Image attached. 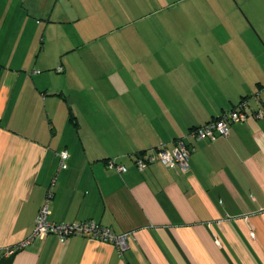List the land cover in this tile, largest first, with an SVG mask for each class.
Returning <instances> with one entry per match:
<instances>
[{"label":"crops","instance_id":"obj_1","mask_svg":"<svg viewBox=\"0 0 264 264\" xmlns=\"http://www.w3.org/2000/svg\"><path fill=\"white\" fill-rule=\"evenodd\" d=\"M241 100L264 105V0H0V250L24 243L0 264H264V118L187 137L186 171L134 164ZM49 189L50 221L127 248L29 241Z\"/></svg>","mask_w":264,"mask_h":264},{"label":"built area","instance_id":"obj_2","mask_svg":"<svg viewBox=\"0 0 264 264\" xmlns=\"http://www.w3.org/2000/svg\"><path fill=\"white\" fill-rule=\"evenodd\" d=\"M62 67H57V72H61ZM246 101L241 100L234 108L224 111L218 116L205 122L202 125L191 128L188 133L183 137H178L174 140V146L167 149L164 144H158L156 147L151 148L143 155H137L135 158V166L138 170H144L149 164L161 163L165 167L179 169L186 171L188 169V159L190 150L186 145V138L190 137L194 140H212L217 136L226 137L229 133V127L233 123H243L249 116L255 119L264 118V105L257 110L248 114L245 111ZM59 169L67 167L66 160L68 152L62 150L59 153ZM107 167L115 169L119 173H125L127 168L123 165L117 164L115 160H109ZM53 195V190L49 189L46 193L44 203L39 208L35 220L34 228L29 241L40 239L45 235L53 234L60 242H64L71 236H82L85 238L96 239L104 242H109L115 245L121 252L127 248V239L130 233L116 234L110 228L102 226L98 222L89 219L80 222L56 223L48 219L50 214L48 208V201ZM24 243L19 244L17 247H5L0 250V261L4 256L13 254L18 248L23 246Z\"/></svg>","mask_w":264,"mask_h":264},{"label":"rangeland","instance_id":"obj_3","mask_svg":"<svg viewBox=\"0 0 264 264\" xmlns=\"http://www.w3.org/2000/svg\"><path fill=\"white\" fill-rule=\"evenodd\" d=\"M129 10H128V12H129V15L130 16H135V15H137V9H136V7H134V5L133 4H129Z\"/></svg>","mask_w":264,"mask_h":264},{"label":"trees","instance_id":"obj_4","mask_svg":"<svg viewBox=\"0 0 264 264\" xmlns=\"http://www.w3.org/2000/svg\"><path fill=\"white\" fill-rule=\"evenodd\" d=\"M71 119V121L73 120L74 121V119L73 118H70Z\"/></svg>","mask_w":264,"mask_h":264}]
</instances>
